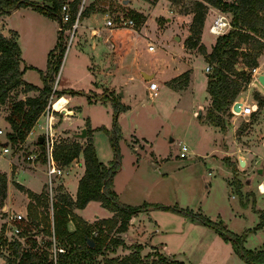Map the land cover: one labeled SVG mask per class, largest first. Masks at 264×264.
Wrapping results in <instances>:
<instances>
[{
	"label": "rangeland",
	"instance_id": "374dc122",
	"mask_svg": "<svg viewBox=\"0 0 264 264\" xmlns=\"http://www.w3.org/2000/svg\"><path fill=\"white\" fill-rule=\"evenodd\" d=\"M30 1L42 2V0ZM70 1L63 0L62 3H69ZM124 1L127 0H96L94 6L99 11L100 9L106 10L111 18L117 14L126 15L128 10H136L144 14L141 23L137 27H133L134 32L127 28L113 30L119 34L140 35L142 38H139L137 42H131L130 39H127L130 41L128 43L130 47L132 44L137 51V63L141 66L148 63L158 72H162L161 80H166L172 74H180V76H176L172 84L181 88L179 90L170 89L167 86L160 87L157 97L149 100L147 96L136 90L133 80L127 85L129 87L125 93L128 90L135 92L133 98L125 94L127 97L123 99V102L132 109V113L125 119H120V126L117 122L120 166L113 176L112 189L117 194L118 200L123 204L132 206L143 203H158L187 208L194 213L203 214L212 221H222L226 228L235 234L239 235L245 232L244 248L264 247V222L261 230L258 229V234L254 235V232H247L248 229H252L258 223L259 211L264 213V194L258 195V185H255V181L264 182V171L262 174L256 171L261 165L264 166V88L257 81V77L264 73V42L258 44L254 40H249L245 49L241 47L237 50L244 52H237L235 63L228 75L239 86L240 91L234 102H240V106L238 111H234L231 107V109L219 114L224 124V130L221 133L207 123L205 116L208 107L205 75L207 76L211 70L206 72L205 67L210 66V64L204 60L202 51L197 47L188 49L180 43L183 35L185 41L190 34L192 7L195 0H178L177 3H171L167 0H159L158 3L157 0V3L154 2L151 5L145 0H132L128 4ZM90 2L91 0H85L84 9ZM27 8L18 9L5 17L0 22V30H3L4 35L8 32V36L5 37H12V31L16 33L22 48L24 60L22 64H27L26 62L30 58H33L35 64V68L27 70L23 78L25 77L28 83L40 85L42 84L40 71L43 72L42 69L45 68L47 60L46 50L49 46L52 49L55 41H57L58 30L55 31L50 22L40 18V13L32 12L30 8ZM209 8L219 12L218 14L221 13L227 21H230L229 14L222 13L207 5L203 25L196 43L197 46L203 47L206 54L211 52L217 36L220 35L212 36L210 40V37L202 33ZM254 12L253 16L263 18L262 11ZM100 14V12L92 13L89 22L95 20L93 23L100 26L103 19V15ZM214 19L212 17L208 23V29ZM55 21L57 28L58 21ZM82 25L83 19L81 18L78 20L77 28L70 40L68 33L61 34L62 53H59L57 72L52 76V81L57 77V89L59 91L62 90L64 80L67 79L73 90L86 92L87 89H91L98 92L89 86L90 72L86 71L87 66L90 67L92 63L89 56L91 53L88 51L87 45V43H91L89 34L91 30L83 31ZM9 29L11 31H8ZM208 32L211 33L209 30ZM174 36H177L178 40L173 41ZM258 36V34H254L252 38L257 39ZM261 40L264 41V38ZM149 45L153 46L151 51L147 50ZM104 51L108 52L106 49ZM131 59L130 56L124 54L126 64L131 62ZM116 62L118 61L114 59L112 63L116 64ZM103 65L107 67L106 62ZM140 70L144 71L143 69ZM136 79L141 84L153 81L152 79L144 81L140 73H136ZM108 90L110 89L103 88L104 92L111 97L116 96L120 102V97L117 96L115 90ZM23 93L21 88L13 89L8 93L4 103L0 105V128L5 136L6 131H8L5 116L9 111L10 104L19 100ZM258 100H262L261 107H257ZM81 101V99L74 100L76 104L81 103ZM52 103L51 109L54 111L63 110L67 99L60 96ZM244 104L255 105V111L250 116L240 114V109ZM100 106H92L88 109V112L95 117L92 124H98V127L104 126L109 129L111 106L108 105L103 108L104 103H101ZM55 114L61 118L58 113ZM77 117L80 119V115ZM57 122L60 123V119ZM61 131L63 134L56 131L57 143L70 137V130L63 129ZM39 132L36 129L34 135L28 138V142L24 141L20 151H16L14 148L11 150V154H15L16 160L12 165V180L9 181L8 195L16 208L23 205L25 198L27 206L29 202L26 195L27 190L35 193L40 191L38 193L40 194L43 190V184L46 183V175L43 173L45 165L44 167L36 165L34 171H18L17 174H13V171L18 167L33 169L31 166L24 165L26 161L23 160V156L28 151L34 150L36 146L34 145L35 137ZM93 132L92 145L97 158L102 161L101 163L107 164L112 158L108 135L101 130H94ZM137 138H140L143 143L145 142L142 138L148 140L150 142L149 147L139 145L138 150L133 152L131 143ZM69 139L80 145L86 142V138ZM182 143L187 146L185 157L179 156V148ZM1 146L0 144V151ZM0 156L8 157V155L3 156L1 154ZM239 159L244 161L243 167L239 166ZM65 167L67 166H61L63 170ZM0 170H8L2 158H0ZM66 170L62 171L61 177L54 179L56 188L53 202L60 194L66 195L71 200L75 199V196L73 199L70 194H74L76 191L81 168L72 164ZM0 173L6 175L4 172ZM248 177L252 180L246 184L244 181ZM61 181L70 194L64 190ZM7 183L8 179H6V194ZM17 185H21L22 191L17 189ZM236 186L239 188V192L235 189ZM250 193L254 197L248 201ZM4 200L0 210L4 205ZM244 201L248 202L245 204ZM255 207L259 211H254ZM74 209L73 207L69 208L71 212ZM103 211L106 213V210L100 206L89 204L82 215L86 218H92L93 216H102ZM34 215L36 220H31L34 225L49 223L48 210L45 206L38 205ZM113 216L112 219L110 218L113 221L112 227H109L106 232L108 237L116 236L114 231L118 225V220L114 219ZM0 220H2L1 212ZM92 221L93 225L100 220L94 221L93 219ZM71 223L73 224V222ZM187 223V218L181 215L152 209L148 214L144 212L136 214L130 223V230L132 232L140 231L141 240L149 242L151 239V243L157 248L161 249L162 246H166V253H170L184 264H246L231 252L229 246L224 248L223 246H213L212 242L209 244V240L204 238L203 232V229L207 227L197 222H193V227H188L189 224L187 225ZM1 227L2 222L0 229ZM120 237L122 236L120 235ZM118 250L115 251L114 255L117 254ZM7 256L6 249H0L1 261L6 263ZM117 256L122 257L121 254Z\"/></svg>",
	"mask_w": 264,
	"mask_h": 264
},
{
	"label": "trees",
	"instance_id": "16d2710c",
	"mask_svg": "<svg viewBox=\"0 0 264 264\" xmlns=\"http://www.w3.org/2000/svg\"><path fill=\"white\" fill-rule=\"evenodd\" d=\"M79 1L71 0L69 2L70 19L65 25L66 27L72 23L75 8ZM145 1L152 4L157 0ZM167 1L171 3L178 2V0ZM62 2L63 0H42L40 3L30 0H0V17L7 15L12 9L29 7L45 17L58 21ZM207 5L222 13L229 14L230 21L229 29L217 36L211 52L206 54L203 47L197 46L196 43L203 25ZM254 11H262L264 15V0H195L193 2V16L189 28L190 34L185 39L184 46L188 49L197 47L202 51L204 60L210 64L211 70L206 76V93L209 98V105L205 116L209 124L218 127L222 131L224 130V124L219 114L231 108L240 91L238 84L230 79L228 75L229 70H232L235 63L237 52H244L237 50L241 47L245 49L249 40H254L258 44L264 42L261 40V38H264V16L263 18H259L256 15L253 16L255 14ZM91 12L103 13L104 10H96L90 4L80 14L79 19ZM126 16L134 21L135 27L143 20V15L133 10H128ZM252 17L253 19L251 20ZM12 34V37H5L0 34V105L4 103L8 93L17 87L21 88L22 92L35 91L37 95L26 96L24 99H19L10 104L5 120L10 128V131L6 133V139L11 146L25 141L34 122L44 111L51 93L52 76L57 72L58 59H60L59 53H62V37L61 33L58 32L54 49L47 54L46 69L43 72L40 71L42 87L37 88L21 79L22 71L19 70L20 49L16 41V33L12 31ZM252 34H258L259 36L257 39H253ZM175 79L176 77L171 79L167 82V85L175 89L181 88L172 84ZM56 93L57 96L81 94L79 91L74 90L57 91ZM87 99L89 102L90 99ZM99 100L101 102L107 100L112 110L110 128L107 129L101 126L95 129L101 130L108 135L112 151V158L109 163L103 164L98 161L90 137L92 130L89 128L87 121L85 122V144L80 145L68 138L56 143L52 150L53 159L58 165L67 166L81 154L84 166L83 174L77 182L75 199L71 200L64 194L58 195V198L52 204L51 222H46L45 225L40 224L39 230L44 235L50 234L51 227L55 240L65 248L64 253L58 254L56 264H184L183 262L169 259L155 248H152L151 252L142 255V245L126 246L124 244L120 235L126 231L129 219L135 214L149 209L172 212L197 222L211 229L224 242H228L234 254L244 263L264 264V248L259 250L244 248L245 232L239 235L235 234L229 231L220 220L212 221L201 213H194L187 208L177 206H167L158 203H143L132 206L121 203L112 189V179L120 166L117 117L119 113L126 110V107L119 102L116 96L111 97L110 95L108 97L105 95L100 97ZM261 105L262 100H258L257 107H261ZM39 162L44 163V159L41 156ZM17 186V189L22 191L21 186ZM235 189L239 192L237 186ZM5 195L6 176L0 173V207L3 204ZM26 195L29 198L26 206L27 216L31 220H36V216H33L34 212H36V207L44 205L40 202V195L28 190ZM90 201H97L101 207L113 212L114 219L118 220V225L114 231L116 236L108 237L106 233L109 230L108 228L112 227V218L96 221L92 225L87 224L69 210L70 207L82 209ZM70 221L74 225L73 231L67 229V224ZM263 222L264 213L259 211L258 223L252 229H248L247 232H254L260 229ZM91 231H96V235L92 236ZM35 246V241L31 238H26L23 245L15 240L7 241L2 235L1 227L0 249H6L8 252L5 264H52L48 262L46 252L41 251L39 248L34 249ZM119 247L129 252L122 257L115 256V251Z\"/></svg>",
	"mask_w": 264,
	"mask_h": 264
},
{
	"label": "crops",
	"instance_id": "0c3cea01",
	"mask_svg": "<svg viewBox=\"0 0 264 264\" xmlns=\"http://www.w3.org/2000/svg\"><path fill=\"white\" fill-rule=\"evenodd\" d=\"M95 1H92L91 0V2L89 3V5L91 4V6L94 9L97 10L98 8L94 6L96 4ZM130 2H132V0H127V4L130 3ZM157 2L159 3V0ZM155 6H156V4H155ZM22 8H24V7L15 8V9L11 10L7 15H5L3 17L1 16L2 18L0 17V22L3 21V19H5V17L9 16L14 11H16L18 9H22ZM25 8H27V7H25ZM30 10H32V9L30 8ZM33 11L34 10H32V12ZM133 11H136V10H133ZM34 12H36V11H34ZM136 12H138V11H136ZM92 13H95V12H91L87 16H85V17L82 18L83 19V25H82L83 26V29L82 30L83 31H85L87 29H90L91 30L90 33H89L90 36H91L90 37L91 38V43L90 44L87 43V45L89 47V50L88 51H90V53H91L89 56L92 59V63H91V66L90 67L87 66V70L86 71H89L90 72V77H89L90 80H88L89 86L92 87L93 89L97 90L98 92H94L91 89H87L86 92H80L81 94H79V95L78 94H76V95H68V94L61 95V96H64L67 99V105H66V107H67V114H63L62 112L61 113H58L61 116V118H58L56 116V114H54L53 115L54 117L51 119V124H52L51 133H54L56 135V131H59L60 133L63 134V132L61 130L68 129V131L70 130V133H69L70 137L69 138H71V133H73V132L76 133L81 128H85V122L87 121L89 128L92 130L91 135H90L91 141H92V135L94 133L93 131L96 129V127H98L97 126L98 124L97 125H93L92 124L93 118H95V117L92 116V113L88 112V109L90 107H92V106H97V105H98V107H101L100 106L101 103H104L103 108H105L108 105H110V103L107 100L105 102H101L100 100H97V98H100V97L105 96V95L108 96V97H110V95L108 93H106V92L103 91V88L110 89L108 91L115 90V93H117V95H118L119 92H121L120 103L126 107V110L124 112H121V113L118 114L117 122H118V125L120 126V119L121 118L125 119L128 115H130L132 113L131 112L132 109L127 104H125L123 102V99L125 97H127V96H129V97L132 96V98H133V95H134L133 93L135 92L134 90H131V91L128 90L129 92L127 91V93H125L126 90H127V88L129 87L127 85L129 84L130 81L133 80L135 82V85H136L135 88H136L137 91L139 90V92L142 93L143 95L147 96L149 100H152L154 97H157L158 92H159L158 90H159L160 87L167 86L170 89H175V88L169 87L167 85V82L169 80L175 78L176 76H178V74L176 73V74H172L171 76L167 77L166 80H164V79L161 80L160 76L163 74L162 72H160V71L158 72L156 69H154L148 63H147V65H144V66L142 65L141 66L139 63H137V60H136V58H137L136 57L137 56V51H136L135 47L132 44H131L132 47H130V45L128 44V43H130V41H127V39H130L131 42H137V40L139 38H142V37H140V35H137V36H133L132 34L126 35V33L119 34L117 31H114V30L109 31L107 28H104V20H105V18L107 16V13H108L106 10H104L103 13L100 12L103 15L102 16L103 17L102 23H101L100 26H97V24H94L93 23L95 20H91L92 22L90 23L89 22V19H90V15ZM138 13H140V12H138ZM218 13L219 12L214 11L212 8L211 9L209 8L207 17L205 19V24L203 26L202 33L203 34H206V36L210 37V40H211L212 36H217V35H213V34L209 33L207 26H208V23L210 22V20L212 19V17L213 18H216V17H218V15L219 16L222 15L221 13L220 14H218ZM32 14L37 15L36 13H32ZM140 14H142V13H140ZM142 15H144V14H142ZM39 17L47 20L48 22H50L54 26L55 31L57 30V28H56V24L57 23H56V21L54 19L45 17V16H43L41 14H40ZM165 19H168V17H165ZM8 31H11V29H9ZM0 32H1L2 35H4L3 30H0ZM7 33L4 36H8ZM116 34H119V35H116ZM185 35H186V31H185ZM176 38H178V37L177 36H174L172 38V40L173 41H176ZM181 38H182V40H181L180 43L184 47V44H183V42H184V35ZM82 40H83V38H82ZM16 41H17V44H18L19 49H20V58H21V60L19 62V70L22 71L21 79L24 82L28 83V81L25 80V77L23 78V75H25V73H26L27 70L34 69L35 68L34 60H33V58H30L29 61L27 60V62H26L27 64H22V62H24L23 55H22V48L20 47L19 41H18L17 38H16ZM80 42H81V40H80ZM55 44H56V41H55L53 47L55 46ZM87 45H86V47H87ZM53 47H52V49H53ZM52 49L49 46L47 48V50H46L47 51L46 55ZM104 49L108 50V52L107 51H104ZM85 52H87V50H85ZM124 54H126L127 56H130L132 58L131 59L132 61L129 62L128 64H126L125 61H124ZM114 59H116L118 61V62H116V64H113L112 63ZM104 62H106L107 67L106 66L104 67V65H103ZM46 64H47V60H46V63H45V68L42 69L43 71H45V69H46ZM26 67H28V68H26ZM140 69H143L144 70L143 72H145V73H152L153 77L151 79L153 80V82H156L157 87H158L157 93H156L155 96H149V92L147 91V84L146 83L141 84L136 79V73H140V71H142ZM205 77H206V75H205ZM29 84L34 85L37 88H41L42 87V84H40V85H35V84H32V83H29ZM187 86H188V84H187ZM64 90H73V88H71V84L68 83L67 79L64 80V85H63L61 91H64ZM74 91H79V90H75L74 89ZM36 95H37V92H35V91H28V92H24L23 93V96L20 99H24L26 96L32 97V96H36ZM88 97L90 98L89 102L87 100ZM75 99H77V100H80L81 99L82 101H81V103L76 104L74 102ZM94 100H96V101H94ZM208 105H209V98H208V104H207V106ZM198 110H200V108H198ZM111 114H112V110H111ZM78 115H80V119H78V117H77ZM59 119H60V123L57 122V121H59ZM44 121H45V117L43 115L38 116V118L36 119V121L34 122L33 126L31 127L30 131L28 132V134L26 136V140H25L26 142H28V138L31 135H34V132H35L36 129L40 131L38 134H36V137L39 136V135L42 136V134L44 132V129H43L44 128ZM209 125H211V124H209ZM7 126H8L7 127L8 128V131H6V132H9L10 131L9 125H7ZM211 126L214 127V128H216V129H218L222 133V130H220L218 127H215L213 125H211ZM36 137H35V139H36ZM139 139L140 138H137L138 141L137 140H134L133 143H131L132 151L133 152H135V151L138 150L139 145L140 146L143 145L144 147H149V143L150 142L148 140H146L145 138H142V139H144V142H145V143H143L141 141V139L140 140ZM34 145H37V144L34 143ZM82 145H83V143H82ZM0 154L3 155V156L8 155V157H1L0 156V158H2V160H4L5 164L7 165V169H8L7 171L0 170V172H4L6 174L5 175L6 176V179H8V183H7V194H6V198L4 200V205H3L2 209L4 207H10L11 209L15 210L18 213H22V214L24 213V214H26V203H27L26 198H25V201L23 202V205H20L19 208H16L12 204V200H10V197L8 195L9 194V188H10V182L9 181L12 180L11 179L12 167H13L12 165H14V161L16 160V156H15V154H11L10 152L9 153H2L0 151ZM95 154H96V151H95ZM96 157H97V155H96ZM98 161L99 162H102L99 159H98ZM72 164H76L78 167L81 168V173L79 174V178H80L81 175L83 174V170H84L82 155L79 154L78 158L75 159V160H73L70 164H68L67 167H65L64 170L62 168L63 172L66 169L68 170L69 167ZM24 165H27L28 167L31 166L33 169H28L27 167H24V168L18 167V168H16L13 171L14 172L13 174L14 175L17 174L18 171H28V172L34 171L36 165H39V166L44 167V163H42V162H36V163H32V164L31 163H28V162H26V163L24 162ZM43 173H45V167L43 168ZM78 179H77V182H78ZM247 179H248V182H245V181L244 182L246 184H249L250 183V180H252V178L248 177ZM60 183L63 186L62 181ZM255 183H256L255 184L256 186L259 183L263 184V186H264V182H262V181H257V182L255 181ZM63 188H64V190L67 193H69L67 191V189H65L64 186H63ZM39 192H37V193L32 192V193L38 194ZM257 192H258V195L264 194V193H260L258 190H257ZM75 193H76V191H75ZM75 193L74 194H70L69 193V194L73 198L75 196ZM253 197H254V195L250 193L248 195V201H249V199H251ZM117 199H118V197H117ZM248 201H246V202L244 201L245 204ZM89 204H93L94 206H100L99 202H97V201H90V202H88L86 204V206L84 208H82V209H74L72 211L73 214L75 216L79 217L80 219L84 220L88 224H92V222H93L92 220L93 219H94V221L97 220V219L98 220L110 219L114 215L113 212H110V211H108V210L105 209L106 210L105 211L106 213H104V211H103L102 216H93L92 218H88V217L86 218V216H83L82 214H83V212L85 211V209L87 208V206ZM101 208H103V207H101ZM151 210L152 209H149V210L145 211L144 213H147L148 214L149 212H151ZM255 210L256 211H259L256 207L254 208V211ZM135 215L132 216L129 219L126 231L121 234V236H122L121 239L123 240L124 244L126 246H128V245H135V244L142 245L143 246V249H142V252H141L142 255H145V254L151 252L152 248H155L159 253H161L162 255H165L169 259L178 261L177 259H175L173 257V255H171L170 253H166V251H167L166 250V246H162L161 249L160 248H157L156 245H154V244L151 243V239H149V242H144L143 240H141L142 239L141 238V235L142 234H141L140 231L136 230V231L132 232L130 230V223L135 218ZM187 220H188L187 225L189 224L188 227L189 226H192L193 227V222L194 221H191L189 219H187ZM0 226H1V220H0ZM67 229L69 231H73L74 225L71 223V221L68 222ZM203 230H204L203 231L204 232V238L205 239L208 238L209 244H210V242H212L211 244L213 246L214 245L217 246V247L223 246L224 248H227V246H229L231 248V245L228 242H224L212 230H210L208 228L203 229ZM259 230H261V229H259ZM259 230L254 231V235L255 234H258L259 233ZM202 242L208 243L207 241H202ZM222 242H224V243H222ZM262 248H264V247H262ZM262 248L261 247L260 248H254V249H251V250H259V249H262ZM117 249H119V250H118V252H117V254L115 256L120 255V254L123 256V255H125V254H127L129 252L128 250L122 249L121 247H119ZM230 250L234 254L232 248ZM3 262L4 261H1V259H0V264H5V262L4 263Z\"/></svg>",
	"mask_w": 264,
	"mask_h": 264
},
{
	"label": "built area",
	"instance_id": "2783aa9c",
	"mask_svg": "<svg viewBox=\"0 0 264 264\" xmlns=\"http://www.w3.org/2000/svg\"><path fill=\"white\" fill-rule=\"evenodd\" d=\"M84 2L85 0H80V3L75 8V14L74 19L72 23L69 26H65L69 19H70V5L69 3H62L59 17H58V27L57 30L61 34H69V40L77 28L78 20L80 14L84 10ZM135 26L134 21L127 17L124 14H117L113 18L110 17V15L107 13V16L104 20V28H107L109 31L113 29H120V28H127L131 31L133 30V27ZM215 27L217 31H219V34H223L227 28H229V21L226 20V18L221 15L217 18H215L209 27V31L212 30V28ZM65 32V33H64ZM148 50H152L153 46L149 45L147 47ZM210 66L205 67V71L208 72L210 70ZM53 82V84H52ZM51 82V93L48 97L47 105L42 111L40 115H43L45 117L44 121V132L42 134L43 141V151L40 152L37 149V145L35 146L33 151H28L24 156L23 160L28 163H36L39 162V158L44 159V165H45V175H46V183L42 186V191L40 194V202L44 204L46 209L48 210V216L49 221L51 222V215H52V204L54 200V191H55V184L54 179L62 176V168L60 165H58L52 156V150L54 145L57 143L56 141V135L54 133H51V119L54 117L53 115L55 113H63L67 114V103L63 106V110L54 111L51 109L52 102L57 99L60 96L56 95L57 89V77L54 79V81ZM157 84L156 82H148L147 83V91L149 92V96H155L157 93ZM255 106V105H254ZM250 104H244L242 105L240 109V114L242 116H250L254 111L255 108ZM232 107V106H231ZM231 109V108H230ZM39 115V116H40ZM3 138V139H1ZM26 139V138H25ZM4 142H7L6 145H4ZM24 143V142H23ZM23 143H19L16 145L11 146L6 136L3 133V130L0 128V144L1 146V152L2 153H12L11 150L14 148L16 151H20L23 147ZM187 152V146H185L183 143L180 144L179 148V156L185 157V154ZM1 216H2V235L7 241H17L23 245L26 238H31L35 241V248H39L41 251L46 252L47 260L48 262L52 264H56L57 256L58 254H62L65 252V248L62 244L58 243L51 231L50 227V234L44 235L39 229L41 225L39 226L34 225L31 221V219L28 218L27 212L26 214L18 213L15 210L11 209L10 207H4L0 210ZM91 235L95 236L96 231H91ZM46 243V244H44Z\"/></svg>",
	"mask_w": 264,
	"mask_h": 264
},
{
	"label": "water",
	"instance_id": "95a60500",
	"mask_svg": "<svg viewBox=\"0 0 264 264\" xmlns=\"http://www.w3.org/2000/svg\"><path fill=\"white\" fill-rule=\"evenodd\" d=\"M125 2H127V1H124V3ZM176 40H178V38H176ZM140 75L144 81H148L153 77L152 73H145L143 71H140ZM258 80H259V83L264 87V73L258 76ZM118 96L119 97L121 96V92L118 93ZM239 106H240V102H234L232 105V109L234 111H238ZM85 137H86V129L85 128H81L78 133L77 132L71 133V138H85ZM42 141H43V137L41 135L37 136L35 139V143L37 144V149L40 152L43 151ZM6 144H7V142H4V145H6ZM238 162H239L240 167L244 166V161L239 159ZM263 167H264L263 165L258 167L256 169L257 173L262 174L264 171ZM245 182H248V179H246Z\"/></svg>",
	"mask_w": 264,
	"mask_h": 264
},
{
	"label": "bare ground",
	"instance_id": "6f19581e",
	"mask_svg": "<svg viewBox=\"0 0 264 264\" xmlns=\"http://www.w3.org/2000/svg\"><path fill=\"white\" fill-rule=\"evenodd\" d=\"M212 34H215V35H218L220 32L219 31H217L216 29H215V27H213L212 28V30L210 31ZM257 81H258V83H259V80H258V77H257ZM259 85L262 87V88H264L260 83H259ZM258 190L262 193V192H264V187H263V185L261 184V183H259L258 184Z\"/></svg>",
	"mask_w": 264,
	"mask_h": 264
}]
</instances>
